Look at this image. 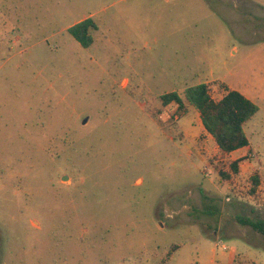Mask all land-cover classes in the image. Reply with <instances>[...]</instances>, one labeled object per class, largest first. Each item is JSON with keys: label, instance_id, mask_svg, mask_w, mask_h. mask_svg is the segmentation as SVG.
Wrapping results in <instances>:
<instances>
[{"label": "rangeland", "instance_id": "obj_1", "mask_svg": "<svg viewBox=\"0 0 264 264\" xmlns=\"http://www.w3.org/2000/svg\"><path fill=\"white\" fill-rule=\"evenodd\" d=\"M199 83L258 106L232 156L162 104ZM237 216L264 219V0H0V264H264Z\"/></svg>", "mask_w": 264, "mask_h": 264}, {"label": "trees", "instance_id": "obj_2", "mask_svg": "<svg viewBox=\"0 0 264 264\" xmlns=\"http://www.w3.org/2000/svg\"><path fill=\"white\" fill-rule=\"evenodd\" d=\"M92 29H96L95 24L90 18H85L70 26L68 31L82 47L88 48L93 42ZM160 98L163 105L175 103L177 110H183L186 105L194 107L199 114L203 129L213 138L222 156H227L234 150L249 144L243 127L256 114L258 106L238 90L227 89L218 100H215L209 94L208 85L199 83L187 87L183 96L171 91L162 94ZM240 160L236 159L229 163L230 172L239 173ZM219 174L223 179L230 178V173L226 171L219 170ZM251 183L250 192L255 193L260 185L259 175H252ZM236 218L239 224L249 226L264 236V219L247 216ZM168 256H171V251ZM237 257H235V264H257L253 260L245 258L247 261L245 262L244 258Z\"/></svg>", "mask_w": 264, "mask_h": 264}, {"label": "crops", "instance_id": "obj_3", "mask_svg": "<svg viewBox=\"0 0 264 264\" xmlns=\"http://www.w3.org/2000/svg\"><path fill=\"white\" fill-rule=\"evenodd\" d=\"M245 147L234 150L233 152L230 153V155L232 156V154L237 153L238 151L244 149ZM235 254H236L235 249H233L231 251H227V253H223L221 256L220 263H216V264H235V256H236Z\"/></svg>", "mask_w": 264, "mask_h": 264}, {"label": "built area", "instance_id": "obj_4", "mask_svg": "<svg viewBox=\"0 0 264 264\" xmlns=\"http://www.w3.org/2000/svg\"><path fill=\"white\" fill-rule=\"evenodd\" d=\"M217 246L218 247H221L223 250H226L227 248L223 246L222 242L221 241H218L217 242Z\"/></svg>", "mask_w": 264, "mask_h": 264}]
</instances>
